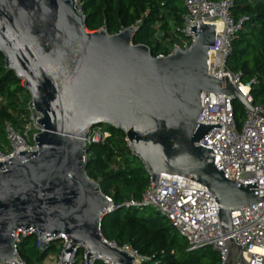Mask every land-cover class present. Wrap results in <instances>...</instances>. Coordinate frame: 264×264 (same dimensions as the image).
Segmentation results:
<instances>
[{
	"label": "water",
	"instance_id": "water-1",
	"mask_svg": "<svg viewBox=\"0 0 264 264\" xmlns=\"http://www.w3.org/2000/svg\"><path fill=\"white\" fill-rule=\"evenodd\" d=\"M82 19L72 0H0V53L22 79L41 125L36 149H17L0 161V259L16 256L17 228H34L40 249L65 234L63 264L81 244L86 263L99 255L131 264V255L100 234L107 202L83 169L87 128L107 123L124 132L152 187L169 172L199 181L214 195L228 255L246 264L227 233L229 212L261 198L256 180L225 177L210 147L194 143L221 124L197 121L202 91L231 95L252 108L226 74L207 73L214 23L198 18L197 27L188 26L194 35L189 47L153 56L146 44L131 41L132 25L107 33L87 30Z\"/></svg>",
	"mask_w": 264,
	"mask_h": 264
},
{
	"label": "built area",
	"instance_id": "built-area-1",
	"mask_svg": "<svg viewBox=\"0 0 264 264\" xmlns=\"http://www.w3.org/2000/svg\"><path fill=\"white\" fill-rule=\"evenodd\" d=\"M182 1L184 12L181 25L177 27L183 36L182 43L181 46L176 42L173 43L166 54L175 48L189 47L194 35L188 30V26L195 22L197 27L198 18L202 22L214 23L213 41L208 47L207 73L217 78L226 74L238 92L252 105L251 109L244 106V118L238 123L234 116L231 95L202 91L201 109L197 121L221 124L220 127H211L194 143L210 147L212 163L217 169L221 168L225 177L240 183L256 180V194L261 198L241 208L230 210L231 228L227 233L232 234L240 245L241 256L246 264H264V101H252L249 88L250 84L255 82L254 76L242 81L240 72L231 70L225 64L231 41L241 26L244 16L233 17L231 13L233 0ZM72 4L80 10V0H72ZM131 25L134 29L137 27L136 23ZM121 29L123 27L117 31ZM166 54L159 53L157 56ZM25 106L27 110L23 116L24 121L19 127L14 126L8 119L3 122L4 142L1 146L4 144L5 148L0 146V161L16 155L17 149L37 148L34 135L41 129L40 123L36 120V117H40V113L33 108L30 96ZM106 134L107 131L99 125L89 126L83 141L85 144L100 141ZM124 138L130 148L126 136ZM82 158L83 160L85 158L84 151ZM153 183L149 178L139 197L130 196L120 204L114 203L109 195L103 193L107 202L106 211L119 205L152 207L185 238L187 249L210 247L216 252L219 264H243L238 260L233 262L232 257H229L224 240L226 233L221 232L218 224L216 200L203 184L187 176L169 172H161L154 187H152ZM26 232H34L37 235L34 228L30 230L17 228L14 232V241L20 234ZM57 239L61 243L60 250L56 253H48L43 259L44 264H63L60 262V251L66 239L65 234L58 233ZM109 242L131 255V264H141L149 259L129 243L116 245L114 241ZM79 246L83 248L82 264H90L94 258H100L107 264H114L99 255L87 257L86 263V248L82 244ZM75 250L76 248L71 252L67 264H73L77 259ZM0 264H23V261L16 253L10 262L0 259Z\"/></svg>",
	"mask_w": 264,
	"mask_h": 264
},
{
	"label": "trees",
	"instance_id": "trees-1",
	"mask_svg": "<svg viewBox=\"0 0 264 264\" xmlns=\"http://www.w3.org/2000/svg\"><path fill=\"white\" fill-rule=\"evenodd\" d=\"M80 1L82 22L87 30L103 27L107 33H112L136 23L131 41L146 44L151 55L166 54L175 42L181 46L183 36L177 27L181 25L184 12L182 0ZM231 13L234 18L243 15L244 19L231 41L225 64L231 70L239 71L242 81L254 76L255 82L249 88L252 101H264V0H233ZM28 98L21 78L5 67L0 53V146L4 142V120L19 127L24 121ZM99 126L107 134L100 141L86 144L85 173L116 204L130 196L139 197L149 179L147 170L131 153L122 130L107 123ZM140 209L119 205L104 212L98 227L102 237L116 245L129 243L148 256L149 259L141 264H201L206 251L213 261L217 260L216 252L210 247H202L207 248L202 251L201 248L187 249L185 238L156 210L155 213H143ZM14 247L23 264H44V257L58 252L61 243L59 239H50L46 247L40 249L37 235L26 232L14 241ZM82 253L83 248L77 246L76 257H81ZM77 263L76 259L73 264ZM90 264L107 263L94 258Z\"/></svg>",
	"mask_w": 264,
	"mask_h": 264
},
{
	"label": "rangeland",
	"instance_id": "rangeland-1",
	"mask_svg": "<svg viewBox=\"0 0 264 264\" xmlns=\"http://www.w3.org/2000/svg\"><path fill=\"white\" fill-rule=\"evenodd\" d=\"M21 83H22V79H21ZM232 104L234 106V115H235V119L238 123H240L243 118H244V104L238 99V98H234L232 100ZM102 129H104L103 127H101ZM4 146V147H3ZM3 146H1L3 149L5 148V145L3 144ZM140 160V159H139ZM141 161V160H140ZM141 212L143 213H155V209H153L152 207L149 206H144L140 209ZM162 219L166 222H168L166 220L165 217L162 216ZM207 248H201L200 251L202 250H206ZM77 260L79 262V264H82V259L81 257L77 256ZM81 262V263H80ZM201 264H219L218 258L217 260L213 261V258L211 256V254L206 251L204 253V255L201 257ZM78 264V263H77Z\"/></svg>",
	"mask_w": 264,
	"mask_h": 264
}]
</instances>
